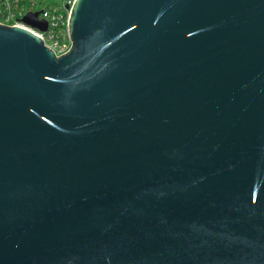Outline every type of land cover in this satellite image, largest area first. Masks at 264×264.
I'll return each mask as SVG.
<instances>
[{
    "label": "water",
    "instance_id": "obj_1",
    "mask_svg": "<svg viewBox=\"0 0 264 264\" xmlns=\"http://www.w3.org/2000/svg\"><path fill=\"white\" fill-rule=\"evenodd\" d=\"M68 30L0 25V264H264V0H74Z\"/></svg>",
    "mask_w": 264,
    "mask_h": 264
},
{
    "label": "built area",
    "instance_id": "obj_2",
    "mask_svg": "<svg viewBox=\"0 0 264 264\" xmlns=\"http://www.w3.org/2000/svg\"><path fill=\"white\" fill-rule=\"evenodd\" d=\"M73 2L74 0H0V25L29 31L59 57L71 47L68 18ZM35 12H39L38 20L46 23L44 32L23 22L27 14Z\"/></svg>",
    "mask_w": 264,
    "mask_h": 264
}]
</instances>
